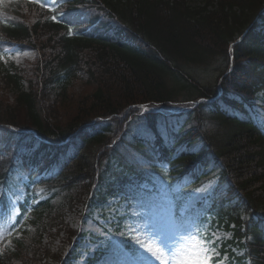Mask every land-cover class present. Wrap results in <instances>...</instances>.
<instances>
[{
    "label": "trees",
    "instance_id": "trees-1",
    "mask_svg": "<svg viewBox=\"0 0 264 264\" xmlns=\"http://www.w3.org/2000/svg\"><path fill=\"white\" fill-rule=\"evenodd\" d=\"M31 10L36 18L25 20ZM263 11L264 0H0V45L40 55L33 73L12 65L2 75L0 211L11 213L14 188L21 194L15 219L0 228V264H25L29 225L38 224L64 191L71 192L70 206L104 202L102 165L125 139L117 141L112 122L123 113L136 116L141 105L178 101L186 82L199 102L184 115L202 124H186L166 142L157 127L164 114L149 109L143 116L154 135L133 141L154 170L171 177L169 184L194 176L198 184L210 160L219 164L227 193L247 211L243 220L225 200L215 201L216 217L226 218L227 227L235 224L233 241L246 251L233 254L230 264H264V124L251 115L255 97L262 93L264 100V33L256 30ZM89 52L95 53L92 64ZM217 57L226 65L219 83L187 74L186 68L211 66ZM83 68L94 87L72 101L68 90ZM11 86L15 94L8 97L3 91ZM67 231L69 241L84 234ZM55 257L36 264H65Z\"/></svg>",
    "mask_w": 264,
    "mask_h": 264
},
{
    "label": "rangeland",
    "instance_id": "rangeland-1",
    "mask_svg": "<svg viewBox=\"0 0 264 264\" xmlns=\"http://www.w3.org/2000/svg\"><path fill=\"white\" fill-rule=\"evenodd\" d=\"M187 1L192 5L203 2V0ZM24 14L25 20L29 21H33L37 15L32 10ZM262 14L257 19L256 30L264 33V11ZM38 44L45 48V52L49 51L45 42L39 41ZM37 56L40 55L35 51L21 50L15 46H8L0 52V90L3 87L2 75H5L6 69L9 71L13 66H18L20 69H27L28 72L33 73L31 65ZM87 56H89L87 60L91 61V64L96 59L95 53L89 52ZM89 66L87 64L86 68ZM225 67L224 60L217 57L211 66L188 67L186 71L187 74L193 75L204 84L214 83L218 80L219 83L221 81L218 79L219 75ZM83 70L85 72H81L77 78L71 81L72 86L68 90L71 100L82 99L94 87L91 78L86 74V69L83 68ZM187 85L188 82H186V86L182 87L178 101L171 102L166 106L156 104L150 108V111L164 114L159 116L157 127L166 142L172 139L171 135L174 131L186 124H202L198 116L188 122L187 116L184 115L188 110L193 109L195 102H199L195 101L194 96H190ZM49 90L53 97L55 88L54 90L49 88ZM3 92L8 97L15 94L12 86ZM202 100L200 99V101ZM263 105V95L259 93L252 102L251 115L258 122L264 124ZM146 107L143 106L141 112H137L136 116L121 114L119 116L120 124L116 121L112 122V128H115L117 134L118 132L120 134L115 137L117 141L123 137L125 139L116 156L111 159L106 158L103 162L102 179L105 186L104 191L107 193L104 202L100 201L93 205L80 202L70 206L68 199L71 192L64 191L57 196L52 202V209L46 210L38 224H30L28 227L26 237L28 260H25V264H36V261L40 259H43L42 262L52 261L57 258L55 256L59 257V255L65 264H131V261L121 258L117 252V246L125 251H130L128 244L133 243L137 244L136 248L145 243L146 246L159 247L154 239H150L153 229L149 225L155 224L157 221L165 224L174 236L169 244L176 255H168L167 249H165L168 264H200L206 255L202 251L204 246L213 250L211 253H207V255L213 256V264H230L233 254L241 256L246 252L244 247H240V244L236 243L237 241H233L235 224L232 223L230 227H227V219L221 220L215 214V201L223 199L226 201L227 208H230L236 215L240 214L241 219L247 218L244 204L238 197L231 198L232 196L227 193V183L221 181L219 164L210 160L208 166L199 172L197 180L200 181L198 184L194 183L196 176L183 180L175 179L173 186L175 194L181 193L179 199L184 205L178 215L172 214V211H176V208L173 209L175 204L165 197L167 194L165 188L160 187L162 189L158 191L155 186L149 183L152 180L159 182L160 185H165L164 181L171 177L168 174L164 177L162 172L156 169L155 171L152 161L144 159L146 156L142 153L144 149L137 147L133 141L137 138L150 139L154 135L149 128L148 121L143 116V113L148 111ZM58 111L65 114L67 108L60 105ZM231 111L239 112L234 108ZM173 115L178 116L172 117ZM208 121H205V124L208 123L209 128L213 127L212 123ZM200 147V141L194 144L195 149ZM111 188L113 192L109 191ZM20 194L21 190L18 188H14L9 193L8 198L10 202L12 201V209L17 204ZM149 210L152 213L151 219H148ZM17 211L15 208V212ZM4 220L6 221L4 226L8 228L13 219L7 218L4 212L0 217V222ZM68 229L84 234L75 236L73 241H69ZM96 254L98 258L91 262ZM215 258L218 260L214 261ZM147 264H162V261L153 258L147 261Z\"/></svg>",
    "mask_w": 264,
    "mask_h": 264
},
{
    "label": "snow or ice",
    "instance_id": "snow-or-ice-1",
    "mask_svg": "<svg viewBox=\"0 0 264 264\" xmlns=\"http://www.w3.org/2000/svg\"><path fill=\"white\" fill-rule=\"evenodd\" d=\"M53 19L55 20L56 17L53 16ZM141 162L146 163L144 161ZM175 195L179 198L181 193H176ZM179 206L183 207L182 204ZM185 211H187V209H185ZM151 217L152 213L151 210H149L148 219H151ZM149 226L153 229L150 239H154L159 247L154 248L153 246H146L145 243L141 244L139 248L133 246L130 251H125L123 248H119V246H117V252L121 256V258L131 261V264H147V261L153 258L162 261V264H168L165 249H167L168 255H176L169 244V242L174 239V236L169 232L167 226L159 221H157L155 224H150ZM202 251L206 253V255L204 256V259L200 262V264H213V256L207 255V253H211L213 250L211 248H208L207 246H204L202 248Z\"/></svg>",
    "mask_w": 264,
    "mask_h": 264
}]
</instances>
